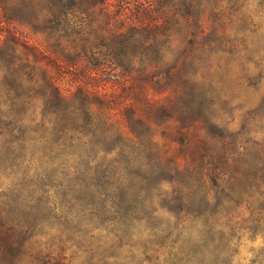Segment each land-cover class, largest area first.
I'll use <instances>...</instances> for the list:
<instances>
[{"label":"rangeland","instance_id":"rangeland-1","mask_svg":"<svg viewBox=\"0 0 264 264\" xmlns=\"http://www.w3.org/2000/svg\"><path fill=\"white\" fill-rule=\"evenodd\" d=\"M86 2L88 0H81V4ZM68 3L75 5V0H68ZM138 4L149 6L154 11L148 18L147 30L141 29L137 17L134 23L127 22ZM138 4H118L114 11L92 8L90 13H94L93 17H82L73 10L70 26L81 30V36L87 40L83 49L96 57L95 62L89 64L87 56L81 54L79 37L61 40L64 48L61 53L58 49L53 50L49 46L51 42L45 41L43 35L31 33L20 22L30 14L29 0H0V46L4 40L11 39L6 34L11 31L14 39L18 36L20 41L37 48L43 59L36 63L32 56L16 45L14 54L0 51V139L7 141L19 135L22 129L27 130L26 135L38 139L42 135L41 125L52 127L60 117L70 125L64 137L102 158L106 167L105 177L126 184V188L119 187L118 194L124 196L131 191L133 199L139 192L150 193L161 181L162 184L166 181L171 183L173 178L188 171L195 174L198 170L205 182L211 171L217 185L225 186L228 183L226 177L236 180L249 167L253 171L264 167V151L252 149L246 143L253 135L264 142V119L250 122L248 129L236 137L233 145L231 135L239 129L240 111L229 113L217 107L213 113H206L209 117L207 123L200 119L189 123L186 117L190 114V105L182 92L175 88L179 80L165 83L163 75L155 74L172 62H175V68L167 73L170 78L176 77L189 62L201 67V59L219 67L230 55L224 51L229 48L237 59L252 54L253 50L259 58L264 44H257L253 37L237 32L225 18H216L221 11L216 0H142ZM88 30L97 36L114 39L124 36L129 30L146 35L143 39L138 36L136 40L128 38L114 43L110 53L115 64L105 63L104 58L91 47L94 38L88 35ZM213 31L215 38H222L220 45L212 38ZM188 48L190 52L176 60L177 54ZM73 55L79 58L74 61ZM43 62L48 74L54 78L60 101L55 102L57 96L51 95V91L43 86ZM51 62L58 63V68ZM97 63L101 64L98 65L101 71L95 69ZM236 66L234 62L232 67ZM139 68H143V72H139ZM252 68L254 65L249 64V69ZM77 71L79 75H73ZM145 74L152 80L143 76ZM128 76L133 79H126ZM114 80L118 83L114 84ZM41 91L43 94H38ZM94 96L103 97V100ZM246 99L251 101L255 96L249 92L247 98L242 96L235 103L250 107ZM217 129L223 132L222 136L211 135ZM250 151H254L258 158L253 160L247 156L245 163L239 165V157ZM234 165L238 168L236 172L231 171ZM260 175L256 173L254 187L232 193L233 200L225 205L231 211L222 207L214 216L205 214L206 228H215L223 222L222 226L228 229L236 244V264H244L246 245L254 243L257 237H264V232L260 231L264 224V191H261L264 180L259 178ZM236 199L239 204H235ZM237 217L240 219L233 223ZM181 218L184 219L183 213ZM186 222L192 226L195 223L191 217ZM9 227L10 224H5L0 228L3 237L0 239V259L11 247ZM33 254L39 257L38 261L24 257L18 264H65L63 253L53 255L50 248ZM248 264H256L255 259L249 260Z\"/></svg>","mask_w":264,"mask_h":264},{"label":"clouds","instance_id":"clouds-1","mask_svg":"<svg viewBox=\"0 0 264 264\" xmlns=\"http://www.w3.org/2000/svg\"><path fill=\"white\" fill-rule=\"evenodd\" d=\"M29 2L30 14L20 22L31 33L43 35L45 41L51 42L49 46L61 53L64 52L61 40L79 37L81 54L91 64L96 57L83 49L87 40L81 36V30L70 26L73 10L88 17L92 8L114 11L118 4L135 5L142 0H95L94 6L87 2L81 4V0H75V5L68 0ZM216 3L221 8L216 18H225L237 32L253 37L257 44H264V0H216ZM88 35L94 38L91 47L105 63L116 64L110 53L113 44L128 38L136 40L138 36L143 39L146 34L129 30L114 39L88 30ZM212 38L217 45L222 43V38H215L214 31ZM15 45L14 40L6 39L0 51L14 54ZM224 51L230 55L219 67L201 59V67L189 62L176 77L170 78L167 73L175 68L172 62L155 74L163 75L165 83L179 80L175 88L190 105L191 111L186 117L189 123L193 119L207 123L206 113H213L217 107L229 113L240 111L239 129L231 135L234 145L236 137L248 129L250 122L264 119V51H259V58L253 50L252 54L238 59L231 55V48ZM188 52L190 48L181 51L176 60ZM78 58L72 57L74 61ZM234 62L236 68L232 67ZM249 64L254 68L249 69ZM119 68L123 70L122 66ZM138 71L143 72V68ZM73 75H79V71ZM249 92L255 96L254 100L246 99L250 107L235 103L242 96L247 98ZM69 127L59 117L52 127L41 125L42 135L38 139L26 135L27 130L23 129L7 141L0 139V225L10 224L7 231L11 243L0 264H18L24 257L38 261L39 257L33 253L49 248L53 255L62 252L65 264H236V244L228 229L222 226L223 222L215 228H206L205 214L214 216L222 207L231 211L225 205L233 200L232 193L254 187L257 172L264 180V167L255 171L249 167L236 180L226 177L225 186L217 185L211 171L206 182L198 170L195 174L188 171L173 178L171 183L161 181L150 193L139 192L133 199L131 191L124 196L118 194L119 187L126 188V184L105 177L102 158L64 137ZM212 134L222 136L223 132L217 129ZM246 143L252 149L264 151V142L255 135ZM247 156L253 160L258 158L254 151L247 152L239 157V165L245 163ZM231 171H238L237 166ZM239 203L236 199L235 204ZM188 217L193 218L194 226L186 222ZM260 231L264 232V224ZM249 248L253 251H248ZM262 249L264 237H257L254 243L246 245L244 264L252 259L256 264H264Z\"/></svg>","mask_w":264,"mask_h":264},{"label":"trees","instance_id":"trees-1","mask_svg":"<svg viewBox=\"0 0 264 264\" xmlns=\"http://www.w3.org/2000/svg\"><path fill=\"white\" fill-rule=\"evenodd\" d=\"M94 2H95V0H88V3H89V5L90 6H94ZM5 10V9H4ZM152 13H154V11L152 10V9H150L149 8V6H147V7H145V6H143V5H141V4H138L136 7H135V12H134V14H132V15H130V18H128V19H130V20H128L127 22H129V21H131V22H133V20H134V18L135 17H137V19L136 20H138V22H139V24H141L142 26H141V29L142 30H147V26H148V23H149V20H148V18L150 17V14H152ZM94 14V13H93ZM93 14H91L90 13V10H89V15L91 16V17H93ZM3 19H7L6 17H2ZM92 19V18H91ZM135 20V22H137ZM1 23V22H0ZM134 23V22H133ZM2 28V27H1ZM1 33H2V31H1V29H0V37H1ZM6 34H8L9 35V38H11L12 40H14L15 42H16V46H18V47H21V49L27 54V55H30V56H32L34 59H35V61H36V63H41L42 61H43V59H42V55L40 54V53H38V50H37V48H35V47H33V46H29V45H27L26 43H24V42H22V41H20L19 39H18V36L17 37H15L16 39H14V37H13V35H14V33H11V31H8ZM15 36V35H14ZM3 40V39H2ZM52 63V66H55V68H58L57 66H59L58 65V63H53V62H51ZM72 65H74V63H71ZM43 66H44V70L41 72V73H43V79H44V82H43V86L45 85V88L47 89V90H49V91H51L50 93H51V95H52V93L55 95V96H57V98H55L54 100H55V102L56 101H60L58 98H59V93H58V90H57V87L54 85V78L50 75V74H48V72H47V70L45 69V67H46V65L44 64V62H43V64H42ZM98 65H101L100 63H97V65L95 66V69L96 70H100L101 71V68H99V66ZM83 69H85V68H83ZM127 76V75H126ZM143 76H145V77H147L149 80H152V77H151V79L149 78V75L148 74H145V75H143ZM127 78H129V79H133V78H130L129 76L128 77H126V79ZM114 84H117L118 83V81L117 82H113ZM16 89H17V87H16ZM46 92V91H45ZM47 93V92H46ZM86 94V93H85ZM46 96H48L49 94H45ZM86 96H88V95H86ZM94 98H96L97 100H103V97H96V96H94ZM102 98V99H101ZM48 99H49V97H48ZM52 100V99H51ZM50 100V102H53V101H51ZM105 104L107 105V107H108V109H111V107H110V104L107 102V101H105ZM2 226L0 225V228H1ZM0 239H3V237H2V233L0 232ZM0 242H1V240H0Z\"/></svg>","mask_w":264,"mask_h":264}]
</instances>
